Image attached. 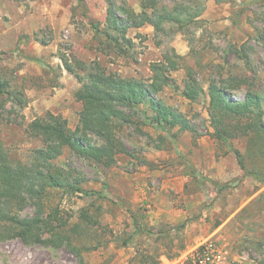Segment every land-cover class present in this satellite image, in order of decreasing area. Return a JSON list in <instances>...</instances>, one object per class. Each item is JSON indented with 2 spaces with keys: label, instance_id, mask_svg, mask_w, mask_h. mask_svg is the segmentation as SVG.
<instances>
[{
  "label": "rangeland",
  "instance_id": "374dc122",
  "mask_svg": "<svg viewBox=\"0 0 264 264\" xmlns=\"http://www.w3.org/2000/svg\"><path fill=\"white\" fill-rule=\"evenodd\" d=\"M120 1H126L136 13L141 11L139 0ZM156 1L173 6L187 5L188 0ZM195 1L202 4V12L187 34L169 24L158 35L150 25H144L141 32L130 30L128 37L135 46L124 58L108 52L94 38L93 27L102 29L104 25L106 0H0V74L23 91L28 102L23 109L13 108L9 121L0 124V141L15 159L24 160L40 145L25 130L34 118L52 113L66 119L71 130L78 126L81 104L74 93L80 85L64 70L61 55L88 63L96 60L122 77L146 82L152 63L165 61L173 53L183 58L178 60L179 69L170 73L174 86L164 87L156 99L183 114L194 132L174 128L163 134L141 124L139 114L134 124L122 128L120 137L128 154L118 155L111 168H94L67 149L54 161L74 169L81 186L95 192L92 197L54 194L48 202L75 217L80 209L89 210L96 223L92 233L108 244L84 252L86 264H129L137 248L168 253L174 257H164L177 264L205 245L217 249V264H264V183L245 174L228 146L211 138L207 98L190 103L180 95L187 80L186 67L205 86L217 64L247 70L246 53L254 90L264 97V46L257 40L264 39V0ZM117 14L126 18L122 12ZM244 90L235 91L233 100H241ZM143 111L151 114L147 106ZM246 143L242 138L230 146L243 155L246 171L264 176V148L247 147ZM159 202L168 206L165 209L170 214L155 213ZM26 212L32 213V209ZM124 240L126 247L122 246ZM179 245L183 249L177 250ZM162 257L160 264H165ZM0 264L79 261L63 248L45 249L8 240L0 243Z\"/></svg>",
  "mask_w": 264,
  "mask_h": 264
},
{
  "label": "trees",
  "instance_id": "16d2710c",
  "mask_svg": "<svg viewBox=\"0 0 264 264\" xmlns=\"http://www.w3.org/2000/svg\"><path fill=\"white\" fill-rule=\"evenodd\" d=\"M139 1L141 11L136 13L126 1L106 0L103 28L93 27L94 38L117 57L130 56V50L135 46L128 37L131 29L150 25L158 35L163 32V25L169 24L185 35L202 12V4L194 0H188L187 5L177 3L173 6L160 5L156 0ZM118 12L126 18L121 19ZM262 39L257 40L264 46ZM173 54L165 61L150 65L148 82L122 77L96 60L88 63L75 56L59 57L64 70L80 85L74 93L75 100L81 104L79 123L75 130H71L60 115L46 113L34 118L25 130L40 145L24 160L12 158L0 141V243L19 240L26 246L52 250L63 248L79 264H86L84 252L107 246V242L102 244L92 233L96 223L88 209H80L75 217L72 213L63 214L58 205H48L54 194L95 195L94 191L81 186L74 169L56 165L54 161L67 149L94 168H111L118 155L128 154L120 132L123 127L134 124V118L139 114L142 115L141 124L150 125L163 134L174 128L179 132H194L183 114L156 99L164 87L174 86L170 73L179 69L178 60L183 58ZM245 54L247 70L239 72L217 64L205 86L197 81L194 71L186 67L187 80L180 95L190 103L198 102L201 97L207 98L211 138L228 146L245 174L264 183V176L260 173L246 171L243 155L230 146L231 142L246 138L247 147L264 148V97L254 90L253 71ZM16 88L0 74V124L9 121L13 108L23 109L28 103L23 91ZM242 88L245 89L243 98L234 101V92ZM143 106H147L151 114L143 111ZM28 208L32 213L26 212ZM134 226L140 231L136 218ZM126 245L127 240L122 241V246ZM181 249L183 246L179 245L177 250ZM161 256L174 257L137 248L129 264H160Z\"/></svg>",
  "mask_w": 264,
  "mask_h": 264
},
{
  "label": "built area",
  "instance_id": "2783aa9c",
  "mask_svg": "<svg viewBox=\"0 0 264 264\" xmlns=\"http://www.w3.org/2000/svg\"><path fill=\"white\" fill-rule=\"evenodd\" d=\"M219 258L218 251L213 245H205L184 257L177 264H217Z\"/></svg>",
  "mask_w": 264,
  "mask_h": 264
},
{
  "label": "crops",
  "instance_id": "0c3cea01",
  "mask_svg": "<svg viewBox=\"0 0 264 264\" xmlns=\"http://www.w3.org/2000/svg\"><path fill=\"white\" fill-rule=\"evenodd\" d=\"M144 28V26H142V27H140V28H133V29H131V30H135V31H138V32H141V30ZM147 30H150L149 29V27L147 26ZM187 181V177L186 178H184V179H181V181L179 182V184H181V183H183V182H186ZM179 184H177V186L179 185ZM177 186H175V187H177ZM177 192H179V193H181L182 192V189H179V190H177ZM182 195V194H181ZM192 197V196H191ZM197 197H200V198H202V195H198ZM159 206V207H158ZM168 206H166V207H164V205L163 206H161V202H159V203H157V209H156V211H155V213L157 212V214L158 215H168V214H170V213H168L169 211H167L165 208H167ZM169 210V209H168ZM162 260H163V262L165 263V264H170V262L163 256L162 257Z\"/></svg>",
  "mask_w": 264,
  "mask_h": 264
}]
</instances>
